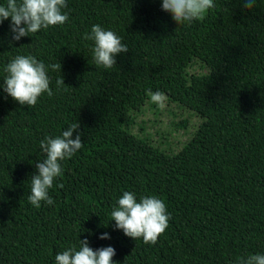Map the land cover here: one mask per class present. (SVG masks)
<instances>
[{
	"label": "trees",
	"instance_id": "1",
	"mask_svg": "<svg viewBox=\"0 0 264 264\" xmlns=\"http://www.w3.org/2000/svg\"><path fill=\"white\" fill-rule=\"evenodd\" d=\"M66 3L65 24L19 41L10 20L0 24V84L17 55L61 65L48 71L53 94L35 106L0 88V264H55L78 239L114 247L116 264H235L264 254V0L250 10L244 0H214L182 25L161 0ZM96 24L128 47L110 69L83 39ZM60 76L66 87L57 88ZM149 89L165 93V106L150 102ZM74 122L83 147L62 162L54 204L35 208L27 197L44 158L39 143ZM125 191L164 201L171 218L155 244L115 230L111 210Z\"/></svg>",
	"mask_w": 264,
	"mask_h": 264
},
{
	"label": "clouds",
	"instance_id": "2",
	"mask_svg": "<svg viewBox=\"0 0 264 264\" xmlns=\"http://www.w3.org/2000/svg\"><path fill=\"white\" fill-rule=\"evenodd\" d=\"M254 5L255 0H244L245 9L250 10ZM214 7V0H161V10L169 13L177 25L199 20ZM66 8V0H4V3H0V24L10 20L12 40L19 41L42 29L65 24L68 21V13L64 11ZM83 39L92 42V60L104 69L114 67L117 55L128 52L120 36L99 24L93 25ZM49 69L60 72L61 65L56 63L46 66L32 55H17L4 67L3 71L7 75L0 88L19 105L35 106L42 94H53ZM56 85L57 88L66 87L61 76L56 80ZM146 95L150 97L151 103L159 107L165 106L168 99L159 90L153 92L149 89ZM79 128V123L74 122L59 136L46 135L40 141L39 148L44 158L35 162V174L30 178V194L27 197L33 207L40 208L42 202L54 204L49 189L64 171L62 162L71 159L83 147ZM73 133H76L75 136ZM56 187L63 188V184H57ZM110 215L111 221L115 222V230H121L126 237L134 240L140 238L152 244L167 229L171 218L162 199L148 195L137 200L136 194L130 191L123 192ZM98 238L106 240L110 236L104 233ZM115 254L112 246L93 250L87 239H78V248L71 246L57 253L55 264H116L113 261ZM235 264H264V254L239 256Z\"/></svg>",
	"mask_w": 264,
	"mask_h": 264
}]
</instances>
